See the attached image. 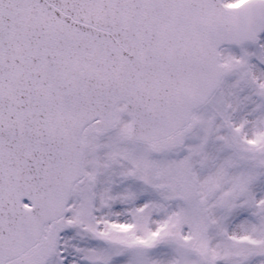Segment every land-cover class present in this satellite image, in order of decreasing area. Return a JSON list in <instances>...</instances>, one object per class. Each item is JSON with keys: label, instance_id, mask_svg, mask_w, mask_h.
Wrapping results in <instances>:
<instances>
[{"label": "snow or ice", "instance_id": "snow-or-ice-1", "mask_svg": "<svg viewBox=\"0 0 264 264\" xmlns=\"http://www.w3.org/2000/svg\"><path fill=\"white\" fill-rule=\"evenodd\" d=\"M0 264H264V0H0Z\"/></svg>", "mask_w": 264, "mask_h": 264}]
</instances>
